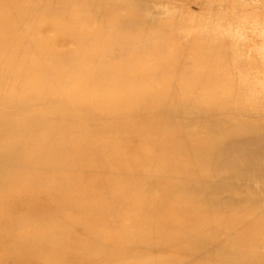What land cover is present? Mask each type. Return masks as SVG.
Masks as SVG:
<instances>
[{"label": "bare ground", "instance_id": "1", "mask_svg": "<svg viewBox=\"0 0 264 264\" xmlns=\"http://www.w3.org/2000/svg\"><path fill=\"white\" fill-rule=\"evenodd\" d=\"M0 264H264V0H0Z\"/></svg>", "mask_w": 264, "mask_h": 264}]
</instances>
